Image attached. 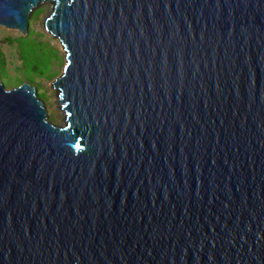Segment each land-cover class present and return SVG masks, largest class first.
<instances>
[{"label":"water","instance_id":"water-1","mask_svg":"<svg viewBox=\"0 0 264 264\" xmlns=\"http://www.w3.org/2000/svg\"><path fill=\"white\" fill-rule=\"evenodd\" d=\"M64 51L0 82V264H264V0H0Z\"/></svg>","mask_w":264,"mask_h":264},{"label":"rangeland","instance_id":"rangeland-1","mask_svg":"<svg viewBox=\"0 0 264 264\" xmlns=\"http://www.w3.org/2000/svg\"><path fill=\"white\" fill-rule=\"evenodd\" d=\"M51 4L43 1L33 8L28 17L27 33L21 34L13 28L0 25V82L6 89L28 82L35 87L43 101L47 120L54 125H62L63 114L55 96L51 82L61 74L65 59L58 39L52 37L43 27V21ZM10 38L15 40H11ZM23 51L36 56L38 72L30 73L24 63Z\"/></svg>","mask_w":264,"mask_h":264},{"label":"trees","instance_id":"trees-1","mask_svg":"<svg viewBox=\"0 0 264 264\" xmlns=\"http://www.w3.org/2000/svg\"><path fill=\"white\" fill-rule=\"evenodd\" d=\"M10 39L13 41L16 38H14V39L10 38ZM36 58H37L36 56L23 51L22 59H23L24 63L26 64V66L30 69L29 70L30 73L36 74L38 72V68H37L38 65L37 64L39 61H37Z\"/></svg>","mask_w":264,"mask_h":264},{"label":"bare ground","instance_id":"bare-ground-1","mask_svg":"<svg viewBox=\"0 0 264 264\" xmlns=\"http://www.w3.org/2000/svg\"><path fill=\"white\" fill-rule=\"evenodd\" d=\"M58 102V101H57Z\"/></svg>","mask_w":264,"mask_h":264}]
</instances>
